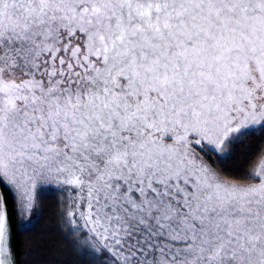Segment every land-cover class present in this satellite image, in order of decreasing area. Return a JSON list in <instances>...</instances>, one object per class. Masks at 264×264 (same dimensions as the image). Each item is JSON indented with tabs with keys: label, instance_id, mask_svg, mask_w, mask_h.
Here are the masks:
<instances>
[{
	"label": "snow or ice",
	"instance_id": "6c2138e0",
	"mask_svg": "<svg viewBox=\"0 0 264 264\" xmlns=\"http://www.w3.org/2000/svg\"><path fill=\"white\" fill-rule=\"evenodd\" d=\"M0 184V264H264V0H0Z\"/></svg>",
	"mask_w": 264,
	"mask_h": 264
},
{
	"label": "trees",
	"instance_id": "16d2710c",
	"mask_svg": "<svg viewBox=\"0 0 264 264\" xmlns=\"http://www.w3.org/2000/svg\"><path fill=\"white\" fill-rule=\"evenodd\" d=\"M242 163L240 160H229L226 162L224 167H232L233 164ZM0 197L4 199L6 202V209L8 213V221L11 230V242L13 248L16 252L17 260L23 261L29 259L25 255V239L29 234L22 230L19 227V219L17 212L15 209V198L14 194L4 185L0 184ZM47 214H44V218H41L37 223L36 220H33V224H35V234L37 238V242L44 244L46 249L52 247L53 245L64 247V253L59 255L60 261H72V257L69 254V250L64 246L63 241L60 239L59 234L55 231L54 221L46 218Z\"/></svg>",
	"mask_w": 264,
	"mask_h": 264
}]
</instances>
